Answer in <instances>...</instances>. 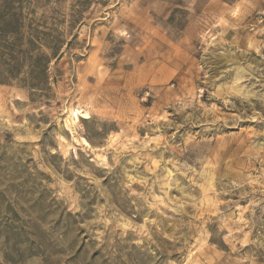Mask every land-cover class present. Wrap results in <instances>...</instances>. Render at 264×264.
I'll use <instances>...</instances> for the list:
<instances>
[{
    "label": "rangeland",
    "instance_id": "1",
    "mask_svg": "<svg viewBox=\"0 0 264 264\" xmlns=\"http://www.w3.org/2000/svg\"><path fill=\"white\" fill-rule=\"evenodd\" d=\"M17 6L0 264H264V0Z\"/></svg>",
    "mask_w": 264,
    "mask_h": 264
},
{
    "label": "trees",
    "instance_id": "2",
    "mask_svg": "<svg viewBox=\"0 0 264 264\" xmlns=\"http://www.w3.org/2000/svg\"><path fill=\"white\" fill-rule=\"evenodd\" d=\"M22 2L23 0H0V25L2 32L12 33L8 25L10 23V20L13 19V15L11 16L10 14L12 13V11H14L13 6L17 4V7H20ZM18 9L20 8H16V10ZM16 15L17 14H15V16Z\"/></svg>",
    "mask_w": 264,
    "mask_h": 264
}]
</instances>
